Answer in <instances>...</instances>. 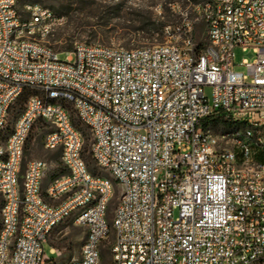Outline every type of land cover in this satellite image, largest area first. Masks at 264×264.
<instances>
[{"label":"built area","instance_id":"1","mask_svg":"<svg viewBox=\"0 0 264 264\" xmlns=\"http://www.w3.org/2000/svg\"><path fill=\"white\" fill-rule=\"evenodd\" d=\"M198 10L202 41L186 18L165 27V42L79 43L61 60L49 38L65 16L0 0V264H102L106 248L111 264H264V0ZM237 48L253 53L245 71ZM219 112L247 127L206 129ZM74 113L109 176L90 170ZM46 127L44 146L66 169L47 185V161L23 168ZM69 219L87 237L80 257L59 263L44 244Z\"/></svg>","mask_w":264,"mask_h":264},{"label":"rangeland","instance_id":"2","mask_svg":"<svg viewBox=\"0 0 264 264\" xmlns=\"http://www.w3.org/2000/svg\"><path fill=\"white\" fill-rule=\"evenodd\" d=\"M50 7L56 13L65 16V21L59 25L50 36V43L59 50V58L65 60L67 52L79 43L102 44L125 49H133L145 45H153L167 41L165 27L181 24L186 18L194 21L195 35L198 41L205 38L207 23L198 10L208 0H36ZM244 58L253 60L250 50L236 49L235 60L239 64L237 69L245 71L241 64ZM21 99L15 107L14 119L24 102ZM73 109V108H72ZM75 124L82 129L86 136V157L90 170L94 173L108 175L93 160L89 153L91 134L87 127L82 126L74 113ZM206 129L221 136H232L236 131H244L246 125H235L211 117L204 123ZM50 127L35 128L30 136L23 162V168L31 159L47 161L49 168L45 178V185L56 175L64 173L66 169L60 162V150H48L44 146L46 132ZM257 136L264 135V127ZM258 147H254L256 150ZM239 151V150H238ZM259 160L262 155L256 156ZM120 188L117 186L116 195L111 203L110 218L119 201ZM1 222V219H0ZM87 237V231L69 219L58 225L48 241L44 244V251L48 258L64 263L80 257L81 248ZM52 247L59 254L52 252ZM102 264H111V253L105 249Z\"/></svg>","mask_w":264,"mask_h":264},{"label":"trees","instance_id":"3","mask_svg":"<svg viewBox=\"0 0 264 264\" xmlns=\"http://www.w3.org/2000/svg\"><path fill=\"white\" fill-rule=\"evenodd\" d=\"M211 117H214V118H216L217 120H220V121H224V122H228V123H233V121L231 120V118L228 115H226L225 113H223V112H219V113H217V114H215V115H213ZM211 117L207 118L206 121L208 119H210ZM86 151L87 150L85 148V152H84L85 159H87V157H86Z\"/></svg>","mask_w":264,"mask_h":264}]
</instances>
